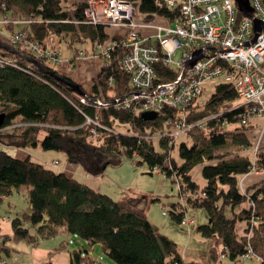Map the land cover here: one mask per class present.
<instances>
[{
    "label": "trees",
    "instance_id": "obj_1",
    "mask_svg": "<svg viewBox=\"0 0 264 264\" xmlns=\"http://www.w3.org/2000/svg\"><path fill=\"white\" fill-rule=\"evenodd\" d=\"M64 1L0 0V17L14 14L17 22L14 30L7 23L3 31H27V42L53 49L56 44H49L56 39L60 45L75 49L70 60L81 51L77 44L90 43L93 54L102 58V65L87 89L27 43L0 33V144L25 149L40 143L45 150L64 152L70 162L79 163L80 148L105 152L118 142L127 154L139 156L141 164L157 167L179 184L181 199L164 204L175 221L184 220L188 206L203 208L209 222L200 225L198 231L220 245L221 255L235 259L252 249L264 264V178L244 191L240 187L241 176L264 171V148L251 150L250 127L241 125L243 108L236 107L238 94L233 83L216 84L204 103L188 107L187 120L202 123L188 131L189 140L179 144L177 159L172 154L176 139L164 130L172 108L164 107L156 117L145 119L143 112L124 108L117 101L131 88L130 73L123 65L130 53L124 38L112 35L103 24L87 21V0L68 7ZM131 1L148 20L154 15L172 18L178 14L177 7H159L155 0ZM108 41L112 45L108 56H103L95 47ZM55 50L59 53L58 48ZM163 56L161 51L155 64L158 79L172 80L176 71L164 63ZM116 122L128 123L134 134L116 133ZM94 136L99 142L90 147ZM156 137L162 151L155 146ZM5 147L0 148V202L13 186H25L31 210L12 219L16 240L36 243L39 235H52L61 227L90 245L101 244L116 264H208L184 258L178 244L151 222L147 207L163 201L162 195L131 193L115 199L30 154L20 158ZM216 245L211 248L214 258L220 255ZM7 249L1 247L0 251ZM87 256L75 249L71 262L81 264Z\"/></svg>",
    "mask_w": 264,
    "mask_h": 264
},
{
    "label": "built area",
    "instance_id": "obj_2",
    "mask_svg": "<svg viewBox=\"0 0 264 264\" xmlns=\"http://www.w3.org/2000/svg\"><path fill=\"white\" fill-rule=\"evenodd\" d=\"M87 21L107 26L112 35L119 34L130 53L123 65L131 76V88L120 96L119 105L133 111L159 114L164 107L174 110L165 125L168 137L178 139L196 124L187 120L188 107L195 104L202 93L205 80L223 77L233 83L238 94L236 107L241 125L249 126L253 117L264 119V28L256 35L254 19L264 24V0H249L251 13L241 12L235 0H155L159 7L178 8L172 18L154 15L152 20L131 0H87ZM161 19L162 22H157ZM9 23V16L0 18L1 29ZM173 24V26H172ZM12 41L27 43L41 56L55 64H63L59 53L38 43L27 42V31L11 35ZM108 41L95 47L108 56ZM181 49V60L174 58ZM163 52L164 63L176 71L172 80L161 81L155 64ZM201 55L194 65L186 66L195 52ZM68 63V64H67ZM67 68L74 67L71 60ZM89 122H92L89 120ZM55 165V163H54ZM53 165V166H54ZM153 170L159 169L155 167ZM184 195V194H183ZM168 213V207L163 209ZM193 224L194 217H185ZM226 253L222 257H226ZM243 259L261 260L252 249L239 255ZM0 264H6L4 260Z\"/></svg>",
    "mask_w": 264,
    "mask_h": 264
},
{
    "label": "rangeland",
    "instance_id": "obj_3",
    "mask_svg": "<svg viewBox=\"0 0 264 264\" xmlns=\"http://www.w3.org/2000/svg\"><path fill=\"white\" fill-rule=\"evenodd\" d=\"M76 1L80 0H66L63 3L68 7ZM8 16V24L11 25L12 31L14 30V24L16 25L17 23L14 21L16 18L14 17V14L13 16L12 14ZM3 32L6 34V37L9 35V38H11L14 31L10 33L8 31L5 32L0 26V33ZM53 43L49 45L54 47L56 44L57 47L55 46L54 50L56 48L59 49L58 58L63 63H54L57 69L62 72L72 70L75 75L80 76V83L87 85L89 81L92 80H90V78L93 73L89 68V62L87 61L91 58L88 57L89 55H94L90 43L82 45L77 44V47L81 48V51L78 52L79 54H77L78 56H76L74 60H71V65L74 66L72 68H67L65 63L75 56V49L69 48L64 43H61L60 45L56 39H54ZM174 58L176 60H181V49L177 51ZM98 66L95 67L98 68ZM222 80L223 77L205 80L202 84V93L200 94L197 103H204L213 93L216 84L222 82ZM240 102L241 101L237 100L236 103ZM258 119L260 120L259 125L255 124V126L264 127V119ZM113 129L116 133L127 135L134 134L133 128L128 123L116 122L113 124ZM258 133H261V131ZM183 140H189L187 135L179 137L176 140L175 147L172 149V154L177 159H179V144ZM90 141V143L87 141L90 147H95L99 142L95 136L94 138H91ZM155 146L157 150H163L158 137L155 138ZM1 147L5 146L1 145ZM92 149L93 148H80L79 151L80 155H82V161L79 163H73L68 160L66 153L45 150L40 143L35 147L25 148L33 159L49 165H54L55 163L53 167L57 171H64L65 167L69 164L75 165L74 170L77 176H79V180L87 183L95 189L110 194L115 199L125 198L131 193L162 195L164 198L163 201L151 203L147 207L148 216L151 222L158 227L160 232L164 233L178 244L183 256L189 260L198 259L203 262L205 261L208 264H261L258 260L243 259L240 256L235 259H231L229 256L223 258L220 254V245H216L215 240L203 236L198 231L200 225L209 222L205 209L188 206L186 217L189 218L193 216L195 218V223L191 225L185 221H175L169 213L164 214V204L167 205V201H178L181 199L179 184L176 181L167 178L157 170L150 169L145 163L141 164L142 160L139 156L127 154L118 142L113 143L105 152H97L95 149ZM12 152L19 154V152L17 153L13 150ZM194 172L198 175L197 170ZM198 179L199 182L203 181L202 177H199ZM25 189V186L23 188L13 186L11 188V193L0 202V246H6L11 251L9 256L5 250L1 251L6 264H33V262L39 261L51 262L52 264H72L71 253L75 249H81L83 256L88 255V258L82 261L81 264H116L103 251L101 244L90 245L85 239L74 234H68L66 236L67 233H63L59 234L61 237L58 236L54 239H51L52 237L46 238L39 235L36 243H30L26 240H16L12 232V221H10L9 218L12 219L16 216L22 217L24 213H31ZM27 223V225H29L30 222ZM29 226L34 230L33 225ZM214 245L218 246V253L220 254L216 258L211 255V248ZM54 248L56 249L54 250ZM186 250H188L187 253ZM73 264L78 263L75 262Z\"/></svg>",
    "mask_w": 264,
    "mask_h": 264
},
{
    "label": "crops",
    "instance_id": "obj_4",
    "mask_svg": "<svg viewBox=\"0 0 264 264\" xmlns=\"http://www.w3.org/2000/svg\"><path fill=\"white\" fill-rule=\"evenodd\" d=\"M157 22H162V20L161 19H157ZM88 57H91V58H89V60H87L89 63H88V65H89V68L91 69V71L93 72L91 75V78H90V80L92 79V77L94 76V75H96L97 74V72H98V70L100 69V66L102 65V59L99 57V56H95V55H93V56H91V55H89ZM98 64H99V66H98ZM95 66H98V68H96ZM67 73H69V74H71L72 76H73V78L77 81V82H79L80 83V76L79 75H75L73 72H72V70H69V71H67ZM85 88H90V86H91V81H89V83L87 84V85H84L83 83H81ZM258 118H260V117H253L252 119H251V121H250V124H249V130H248V134H250L249 135V137H250V139H251V141H252V147H251V150H253L252 152H255V151H257L259 148H264V127H259V126H255V124L256 125H259V122H260V120L258 119ZM261 119V118H260ZM262 120H263V118H262ZM264 121V120H263ZM259 131H261V133H258ZM9 147V146H8ZM8 147H5L6 148V150L10 153V154H12V155H14V156H17V157H20V158H24L25 156H27L29 153H28V151H26L25 149H22V148H17V149H15L14 147H10V148H8ZM0 148H1V145H0ZM12 150L13 151H15V152H19V154H15L14 152H12ZM75 165H72V164H69L68 166H66L65 167V169H64V171L66 172V174L67 175H69V176H74V177H76V178H79V176H77V174H76V172H75ZM264 178V171H259V170H253V171H251V172H249V173H247V174H245V175H243V176H241L240 177V187H241V189L244 191V190H246L249 186H251V185H253L254 183H256V182H258V181H260V180H262ZM22 188H23V186H21ZM98 190V189H97ZM101 191V190H100ZM25 192H26V195H27V189H25ZM106 193V192H105ZM4 198H6V197H4ZM17 215H19V214H17ZM9 218V217H8ZM10 219V221H12V219L11 218H9ZM28 224V223H27ZM194 224V223H193ZM29 225H33L32 223H29ZM28 225V226H29ZM12 227V226H11ZM30 227V226H29ZM13 232V231H12ZM63 233H67L66 234V236L69 234L68 232H66L63 228H61V227H58V228H56V230H55V232H54V234H52V235H48V236H44V237H46V238H48V237H52L51 239H54L55 237H58V236H60L59 234H63ZM0 235H1V229H0ZM61 237V236H60ZM68 238V237H67ZM1 240V239H0ZM2 246H0V248H1ZM5 248H7L6 246H5ZM56 248H54V250H55ZM180 249V248H179ZM6 252H8V256L11 254L10 252V249H7V250H5ZM187 251L188 250H186V253H187ZM180 252L182 253V251H181V249H180ZM182 255H183V253H182ZM0 256L4 259V257L2 256V252L0 251ZM184 258H185V256H183ZM187 259V258H186ZM187 260H189V259H187ZM5 261V260H4ZM193 261H200V260H198V259H196V260H193ZM205 262V261H204ZM6 263V262H5ZM41 264V263H44V262H33V264Z\"/></svg>",
    "mask_w": 264,
    "mask_h": 264
},
{
    "label": "water",
    "instance_id": "obj_5",
    "mask_svg": "<svg viewBox=\"0 0 264 264\" xmlns=\"http://www.w3.org/2000/svg\"><path fill=\"white\" fill-rule=\"evenodd\" d=\"M235 2L238 5V8L241 12H243L244 14H249L251 13L252 9L249 5V0H235ZM254 23H255V37L252 41H250L247 44H250L252 42L255 41L256 37L260 34V32L263 30L264 28V24L261 20L259 19H254ZM201 55V51L195 52L194 56L192 57V59H190L187 63L186 66H191L194 65L197 60L199 59ZM142 117H144L145 119H152L154 117H156V113L154 112H143ZM2 119H3V115H0V124H2Z\"/></svg>",
    "mask_w": 264,
    "mask_h": 264
}]
</instances>
